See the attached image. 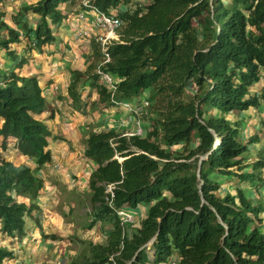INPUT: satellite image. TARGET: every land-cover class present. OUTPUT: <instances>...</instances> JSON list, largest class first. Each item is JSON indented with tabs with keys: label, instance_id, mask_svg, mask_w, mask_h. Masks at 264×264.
Instances as JSON below:
<instances>
[{
	"label": "trees",
	"instance_id": "trees-1",
	"mask_svg": "<svg viewBox=\"0 0 264 264\" xmlns=\"http://www.w3.org/2000/svg\"><path fill=\"white\" fill-rule=\"evenodd\" d=\"M70 1L36 0L7 15L0 0V32H6L0 49L11 55L9 44L24 40L41 51ZM89 3L121 20L102 66L115 90L95 72L102 54L91 38L89 64L70 71L68 106L86 113L84 81L104 107L131 99L137 105L145 93L140 117L147 128L126 136L122 128L85 125L81 155L93 168L74 204L86 208L81 232L98 231L101 240L71 237L82 246L70 264H164L173 254L174 264H264V207L256 198L264 155L245 162L255 135L242 132L245 113L264 108V0ZM45 109L35 77L0 74V137H10L15 152L33 162L15 164L0 154L1 239L23 237L37 209L31 201L42 189L41 168L51 162ZM122 206L142 207L143 217L123 224L116 213ZM11 258L0 247V264Z\"/></svg>",
	"mask_w": 264,
	"mask_h": 264
},
{
	"label": "crops",
	"instance_id": "crops-1",
	"mask_svg": "<svg viewBox=\"0 0 264 264\" xmlns=\"http://www.w3.org/2000/svg\"><path fill=\"white\" fill-rule=\"evenodd\" d=\"M21 1L22 2H20L19 0H8L7 5H15L8 6V11L9 9L12 10V7H14L13 9L15 10L22 5L34 3L36 0ZM131 4L134 3L132 2ZM120 8L123 9L124 6L121 5ZM79 10V1H77L76 3L70 1L62 5V12L66 14V17L62 19L61 23L55 27L57 29V32L59 31L60 33L59 37L56 38L53 32V35L55 36L53 42L43 46L41 51L29 49L24 40L19 43L9 44H14L13 47H9V50H11V55L8 53V51L0 49L1 66L3 63L2 70H0L3 71V73L14 71L20 76L35 77L39 81L38 83H40V86L43 90V95L46 100V109L43 112L42 117L44 118V122L47 124L52 134L49 145L53 147V151L54 149H56L57 153H59L61 156L67 155V162L69 163L71 168L76 166L79 167L78 172H63L60 177H66L67 175V179H65L68 181L71 179V177L77 175L78 179H80L81 182H85L89 172L93 168V165L82 157V145L80 143V140L83 136L82 131L84 132L85 130H87L85 125L90 120L88 121L86 116L79 115L78 112H75L68 106V99L66 94V88L70 81V71H83L85 70L87 64H89L90 62L91 50L89 43L90 39L93 38V35L95 33L89 23L81 22L74 24L75 20H71V12L77 13L79 12ZM9 12L11 13V11ZM70 22L72 23V25L70 24ZM77 27H84L89 37L81 40H75L74 38H72L73 32L78 29ZM6 62H9L10 65L7 66ZM81 89L82 100L86 105L85 111H88L89 108H91H87V106H89V100L95 101L98 104L100 110H107V107H104V105L98 103V95L94 89H91L89 87L88 81H85V83L82 84ZM95 105L93 104L92 107L94 108ZM125 116H127V113L123 111L122 115L118 117L124 118ZM118 117H111L109 119H96L95 117V119L91 120V123L93 124L92 127H99L103 129H107L108 127L115 128L118 126V122L120 120H116ZM120 128L121 127H119V129ZM55 137H61L63 139L58 140L55 139ZM9 140L8 138L4 140L2 139V137H0V143L2 141L5 144L7 142H10ZM5 159L12 160L15 164L24 162V159H22V161L17 159L16 163L13 160V157L8 159V155H5ZM24 163L32 166L31 162ZM48 173L56 175V172L53 169L46 170V175H48ZM83 174H85V180H83L81 177V175ZM262 177L264 178V176ZM42 178L45 181L50 179L48 176H44V174ZM49 185V182H47V186H44L45 190L41 189L38 197H36L35 200L31 201V203L36 206L37 209L33 210L30 214L31 219L29 218L30 221L25 235L20 238H0V247L11 252L12 258L8 261L9 264H34L36 258H38L39 255L43 254V256H46L44 252L47 253L48 251L44 248V246L46 247V245L49 244L52 245V243L56 244V242H54V240L50 239L49 237H47V239L43 238L42 234L44 233L49 235L54 234L56 236L55 240H58L57 242H62V239L59 238H62L64 234L63 230H60L58 227L50 223L52 220H55V223H57L56 214H52L51 216L46 212L47 209L45 208V204L47 203L50 205L51 199H53V197L55 196L53 195L51 199L48 198L49 196H51L50 190L54 188V186ZM83 186V188L85 189V185ZM24 201L26 203H29L27 199H25ZM52 203L55 202L52 201ZM261 203L264 207V201H261ZM134 213L135 214L133 216L135 217V220L133 224H136L143 217L144 209L142 207H137L136 209H134ZM261 216L264 218V211L261 212ZM45 217H51L52 219H46ZM59 219H61V217ZM32 220H35V223L32 222ZM30 225L31 227H34L33 231L29 230ZM28 235H30L31 238L30 240L26 241V239H29ZM91 239L100 241L101 237L96 232L91 236ZM174 255L175 254L171 255L169 259H174ZM167 262L164 264H167Z\"/></svg>",
	"mask_w": 264,
	"mask_h": 264
},
{
	"label": "rangeland",
	"instance_id": "rangeland-1",
	"mask_svg": "<svg viewBox=\"0 0 264 264\" xmlns=\"http://www.w3.org/2000/svg\"><path fill=\"white\" fill-rule=\"evenodd\" d=\"M8 1V0H7ZM6 0H4V7L3 9L7 12V15H10V12H15L16 9L14 10L12 7V10L9 9L8 11V6H15V5H7ZM20 2H22L21 0H19ZM75 3L77 1L80 2V0H74ZM138 3L140 4H146L148 3V0H137ZM81 7L79 12L81 11ZM9 12V13H8ZM77 13H72L71 12V20H75L74 24L77 23H81V20L78 17ZM113 14H115V11H112ZM70 24L72 25V23L70 22ZM79 28V27H77ZM59 31L57 32V29H54V35L56 36V38L59 37ZM74 35V32H73ZM6 36V32L4 30H2V32H0V39H4ZM54 36V37H55ZM73 38V36H72ZM81 39H86V37H82ZM80 39V40H81ZM14 44L9 45V47H13ZM29 49H33V47H29ZM34 50V49H33ZM6 65L9 66V62H6ZM1 66V63H0ZM3 66V63H2ZM2 66H1V70H2ZM0 70V74H3V71ZM37 82H39L37 80ZM85 83V81L83 82ZM40 86V83H38ZM41 87V86H40ZM80 87L82 88V84H80ZM146 97V94L143 93L142 95H140L138 98H140L141 101H144V98ZM131 106H136V102L134 100H127ZM93 104L96 106H94V108L92 107ZM100 104V103H99ZM102 105V104H101ZM91 107L89 108L88 111H86V113L80 114L79 115H84L87 117V120L89 121L88 123H91L92 119H109L111 117H118L120 115H122L123 111L125 108L124 107H119V105L113 103L112 105H107V110L102 111L100 110V108L98 107V104L95 101H90L89 100V106ZM264 108H261L257 113L254 111H250V113L246 112V119L244 118L242 121V132L243 135L248 137V136H254V142H252L251 144L248 145L249 148V153L245 154V162L250 163L251 161H253L256 158H259L261 155H264ZM125 112V110H124ZM99 114V115H98ZM98 115V116H97ZM140 115V114H139ZM142 116V115H140ZM122 119L121 117H118L116 120ZM86 123V124H88ZM119 123L118 122V126L115 127V130H119ZM93 125V124H92ZM143 129H146L147 126H145V124H142ZM92 127V126H91ZM128 128H130L128 126ZM87 129V128H86ZM131 130V129H130ZM128 130V131H130ZM87 131V130H85ZM85 131L83 133V135L85 134ZM123 131V130H122ZM120 130V132H122ZM8 140L11 139L10 137H7ZM216 139V138H215ZM51 140V139H50ZM10 141V140H9ZM217 141V140H216ZM80 145V144H79ZM82 145V144H81ZM78 146V145H77ZM49 150H50V157H51V162L49 164H45L42 168L41 171L43 172L44 176H48L50 179L46 180L47 182H49V186H54V188H52L50 190L51 192V196H49L48 198L51 199V197L53 195H55L53 197V199H51V203L50 205L45 204V208L47 209L46 212L49 213L51 216L52 214H56V218H57V223H55V220H52L50 223H52L54 226L58 227L60 230H63L64 234L62 236V242H57L58 240L54 239V242H56V244H49L46 245V247L44 246V248L49 252L45 253L46 256L39 255L38 258H36L35 263L34 264H70V260L71 258L77 254L79 252V250L81 249L82 244L80 242H75L72 241L73 236H81V235H86L85 237L87 238H91V236L93 234H95L96 232L98 233V231H82L81 229L78 228V226L80 224L83 223L84 219H85V214H86V208L84 207H78L75 206L74 203H76L75 201L77 200V194L80 192V190H85L83 187V185H85V182H81L80 179H78V176H73L71 177L70 180H66L67 179V175L65 176H61L63 172H67V171H79V167H73L71 168L69 163L67 162V155H60L59 153H57L56 149H54L53 151V147L49 145ZM179 149V148H177ZM76 150V149H75ZM15 148L12 144V141L7 142L5 144H0V154L3 158H5V155H8V159L13 157L14 161L17 163V159L22 161V159H24V162H31V165L33 164V162L31 160H26V158L19 156L18 153L15 152ZM205 157V156H204ZM202 158V157H201ZM54 170L56 172V175H52V173H48V175H46V170ZM235 170V169H234ZM51 172V171H50ZM264 168L262 169V176H264ZM68 173V172H67ZM82 179L85 180V174L81 175ZM66 178V179H65ZM44 179L42 181V189L45 190V187L47 186V182ZM221 182H226L224 180H222ZM223 184V183H222ZM45 186V187H44ZM86 186V185H85ZM233 186H235L234 182H229V184L226 185V187H228L229 189H232ZM259 196L256 198H259V200L264 201V185L263 188H261V190L259 191ZM43 200V199H42ZM55 202V203H52ZM74 207L73 211L69 214H67L66 212L68 211V207L72 206ZM134 211H133V215H134ZM61 217V219L58 218ZM33 218V217H32ZM46 219L48 217H45ZM51 218V217H49ZM48 218V219H49ZM52 219V218H51ZM135 220V217H133V221ZM39 221V220H37ZM32 222L35 223V220ZM134 222L131 223V225H133ZM29 224V223H28ZM38 225V222H37ZM34 227H31L30 225V229L31 231H33ZM82 233V234H81ZM99 234V233H98ZM58 236V234H57ZM30 240V235H28ZM47 239V238H45ZM42 245V244H41ZM52 246V248H51ZM167 262V261H166ZM165 262V263H166Z\"/></svg>",
	"mask_w": 264,
	"mask_h": 264
},
{
	"label": "built area",
	"instance_id": "built-area-1",
	"mask_svg": "<svg viewBox=\"0 0 264 264\" xmlns=\"http://www.w3.org/2000/svg\"><path fill=\"white\" fill-rule=\"evenodd\" d=\"M82 5V9L78 14L79 19L83 23H89L90 26L95 31L93 35L94 41L99 45L102 59L96 65L95 72L98 75L101 83L109 90H115V79L112 76L102 69L103 64L109 61V55L107 53L108 45L113 41L117 40V29L121 25V20L116 14L110 13L106 14L101 12L96 7L89 3V0H80L79 2ZM82 37H89L87 31L84 27L78 28L73 35L75 40H80ZM119 107H124L127 116L119 120V127L123 130V135H142L143 127L141 125V112L144 107L148 105L146 100L141 101V103L136 106H131L130 103L126 100L113 101ZM123 110V111H124ZM140 114V115H139ZM131 127V128H128ZM131 129V130H130ZM130 130V131H128ZM106 192L109 193L110 197L113 196L111 191V186L106 187ZM116 213L121 218L123 224L132 223L133 213L128 210L125 206L120 207L116 210ZM1 244V241H0ZM167 264H174V259H169Z\"/></svg>",
	"mask_w": 264,
	"mask_h": 264
},
{
	"label": "water",
	"instance_id": "water-1",
	"mask_svg": "<svg viewBox=\"0 0 264 264\" xmlns=\"http://www.w3.org/2000/svg\"><path fill=\"white\" fill-rule=\"evenodd\" d=\"M204 157L200 158V159H203Z\"/></svg>",
	"mask_w": 264,
	"mask_h": 264
}]
</instances>
